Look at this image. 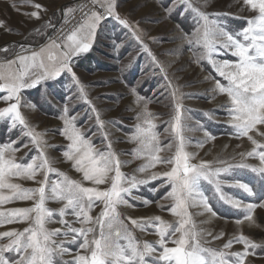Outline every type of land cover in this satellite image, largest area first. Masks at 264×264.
<instances>
[{
	"label": "snow or ice",
	"instance_id": "6c2138e0",
	"mask_svg": "<svg viewBox=\"0 0 264 264\" xmlns=\"http://www.w3.org/2000/svg\"><path fill=\"white\" fill-rule=\"evenodd\" d=\"M27 2L31 4V0ZM91 2L94 8L84 13L81 21L70 31L65 32L61 27L60 34L56 38H49V42L39 50L23 54L28 53V49L20 45L23 52L17 53L14 59H0V93H4L0 95V100L6 104L0 108V122H7L9 131L19 128L21 136L29 138L36 152L30 159L18 161L15 153L19 148L14 147L17 141L0 144V205L14 200L33 202L30 207L0 211V225L28 223V227L23 230L0 232V241L7 240V243L0 242V264H246V258L264 245L240 234L229 239L222 248L208 247L206 236L212 234L198 228L190 209L200 210L195 215L210 214L216 217L217 213L210 203L216 199L243 213L242 217L235 220L237 225H241L243 221L252 222L254 211L264 207V142L251 134L255 132L264 138V131L258 128L264 125V0H243L244 5L255 15L247 18V26L238 32L228 30L212 18L219 16V13L209 14L203 10L207 0H170L172 6L165 7L169 15L177 8H182L184 12L195 16L196 26L191 34L185 33L184 38L190 49L200 50L198 55L194 51L196 62L207 60L217 75L226 81L223 83L216 79L213 91L228 98L222 107L229 116L227 123L234 129L233 135L237 139L246 137L252 145L250 150L238 153L240 160L236 163L222 158L193 162L196 153L187 150L192 141L185 132L204 131V139L196 142L197 147H203L214 137L200 125H188L185 115L188 110L183 108L179 88L168 80L164 67L143 44L138 29L120 16L115 0ZM31 6L37 10L43 8L40 4ZM74 11L71 7L67 8L64 17L67 18ZM29 15L35 19L41 18L39 11ZM108 17L128 29L140 41L142 50L159 66L168 81L167 87L172 89V114L169 121L165 122L169 142L161 143V133L154 123L158 117L148 110L149 101L137 96L136 102H143V107L135 117L137 123L129 142L137 145L132 150L133 157L145 160L134 172L149 174L143 178L126 174L121 168L128 162L119 160L108 141V134L103 133L105 141H108L106 149H98L77 127L76 117L69 115V108L65 106L59 117L64 124L61 134L70 143L63 156L82 174V181L92 185L85 186L82 181L74 180L52 167L54 162L43 147L46 144L42 139L44 134L36 132L21 112L22 107H34L22 104V92L66 72L77 86L79 98L87 100L84 86L72 70V58L89 51L99 25ZM46 26L55 28L50 20ZM120 47L114 44L116 50ZM2 51L7 52V47ZM221 52L231 53L237 59H216ZM131 91L136 95L134 88ZM96 119L103 129L104 121L99 119L98 114ZM21 147H28V144H22ZM165 151L172 154L162 156L161 153ZM235 158L233 156L231 159ZM248 158L257 159L258 164L247 163ZM157 165H166L168 170L150 171ZM237 169L248 170L259 177L261 190L257 192L255 185L237 177ZM50 173H55L57 179H50ZM40 174H43V179L37 181L36 177ZM13 178L32 180L39 186L24 188L12 182ZM153 181H160V187L165 189L163 199L171 201L167 210L176 218L174 223L160 216L133 219L121 213V206H134L130 199H142L134 196V190ZM204 182L210 188L206 189ZM225 188L237 189L252 198V201L236 198ZM4 189L9 190L8 195L4 194ZM208 191L211 195L206 194ZM50 200L62 206L50 209L47 207ZM256 200L259 202H254ZM142 202L145 206L151 203L146 199ZM96 207L101 210L93 216L91 213ZM69 215L73 217L72 220L66 219ZM49 223H59L61 228L49 229ZM74 224L80 226L74 227ZM134 230H152L157 240L140 241L134 235ZM222 236L223 233H220L212 239ZM233 243L242 244L243 251H229ZM66 244L77 245L71 261L62 259L72 254Z\"/></svg>",
	"mask_w": 264,
	"mask_h": 264
},
{
	"label": "rangeland",
	"instance_id": "374dc122",
	"mask_svg": "<svg viewBox=\"0 0 264 264\" xmlns=\"http://www.w3.org/2000/svg\"><path fill=\"white\" fill-rule=\"evenodd\" d=\"M117 11L134 28L138 29V35L144 45H147L151 53L159 61L167 73L168 80L172 85L179 88L182 94L183 108L188 110L185 115L190 127L202 126L214 139H209L203 147H197L196 142L204 139V131H186L185 135L191 138V145L188 151L196 153L194 163L201 160L214 161L217 158L228 159L231 163L240 160L238 153L246 152L252 145L246 137L237 139L234 129L227 123L229 116L222 105L227 103V96L213 91L216 79L219 77L207 60L196 62L199 49L192 50L188 45L184 34H191L196 26L195 16L186 13L182 8H177L169 15L165 7H171L170 0H115ZM34 4L43 6L41 10L35 9ZM71 0H0V59H14L13 55L22 53L20 45L28 49L39 50V45L44 36L51 29L46 26L47 21L53 25L61 16V9L71 7ZM209 14L219 13L217 19L222 25L232 32H238L247 26V18L255 15L243 3V0H207V6L203 8ZM39 11L40 19L32 18L29 14ZM63 11V10H62ZM39 29L40 31H36ZM114 44L121 47L116 50ZM7 47L8 51H2ZM194 51L197 55H194ZM24 54V53H23ZM218 60L234 61L237 58L231 53L221 52L215 57ZM72 70L80 83L84 86L87 100L81 99L77 86L72 81L69 73H62L59 77L43 81L40 85L23 90L22 104H31L34 107H22L21 112L26 117L30 126L38 133H43V146L47 156L54 162L52 167L68 177L82 181V174L77 172L71 161H67L63 152L67 150L70 143L62 134L64 124L59 119L65 106L69 108V115L76 117L77 127L90 138L93 144L101 150H105L108 141L111 142L112 150L118 155L119 160L128 162L121 171L126 174H135L143 178L149 173H135L144 159L134 158L132 150L136 144L129 142L130 135L135 131V119L137 113L142 110L143 102L138 104L136 97H144L148 103V110L158 117L154 120L157 131L161 133L162 144L169 142L165 133L167 121H169L173 109L171 97L172 89L167 87L168 81L161 73L159 66L152 58L142 50L140 41L136 40L131 32L119 25L115 20L108 17L101 22L97 29L92 47L86 53H81L72 58ZM136 95H133L132 89ZM4 93H0L3 95ZM90 101V103H89ZM6 104L0 100V108ZM93 108L95 111H93ZM99 119L104 121L103 129L97 123ZM264 131V125L258 126ZM108 134V141H105L103 133ZM257 140H262L255 132L251 133ZM19 137V140L17 139ZM9 141H17L14 147L19 148L15 153L18 161L30 159L36 155L33 145L29 143L28 137H22L20 129L15 128L9 131L7 122H0V144ZM28 144V147H21ZM172 153L165 151L162 156H170ZM235 156V160L231 158ZM247 163L256 165L258 160L248 158ZM168 166L157 165L150 171H167ZM50 179H57L55 173H50ZM235 175L243 182H249L256 186L257 192L260 189L259 177L248 170L237 169ZM43 174L36 177L42 180ZM12 182L21 184L24 188H34L39 185L32 180L13 178ZM85 186H92L90 182L82 181ZM205 188H210L204 182ZM101 187H105L101 185ZM5 195L9 190H2ZM236 198L245 199L246 202L252 198L241 193L237 189L225 188ZM165 189L160 187V181H153L147 185L140 186L134 190V196L142 199H130L133 207L121 206L120 211L124 217L133 219L141 217L160 216L166 221L175 222L176 218L167 210L171 201L163 199ZM211 195V192H206ZM143 199L151 201L148 205L143 204ZM254 202H259L258 200ZM32 201H19L0 205V211L13 208H24L32 206ZM210 203L217 213L216 217L210 214L195 215L199 209H190L194 214V220L198 228L211 232L206 236L209 243L206 245L212 248H222L229 239L243 234L253 242L264 245V207H258L253 213V221H243L237 225L235 220L242 217L243 213L232 209L223 202L212 199ZM61 203L48 201L47 207L59 209ZM161 206H164L163 208ZM101 208L96 207L92 215L96 216ZM66 219L72 220V216ZM127 222V221H126ZM79 227V224H74ZM28 227L27 222H13L0 225V232L12 229L23 230ZM49 229L61 228L59 223H49ZM129 227H131L129 223ZM223 233L220 239H212ZM134 235L140 241L155 242L157 236L154 231L141 232L134 230ZM58 239H64L59 237ZM67 239H71L68 237ZM7 243V240L0 241ZM72 254L63 256L64 261H71L75 254L77 245L66 244ZM169 246H172L169 244ZM243 245L233 243L229 251H243ZM246 264H264V246L255 250L246 258Z\"/></svg>",
	"mask_w": 264,
	"mask_h": 264
},
{
	"label": "built area",
	"instance_id": "2783aa9c",
	"mask_svg": "<svg viewBox=\"0 0 264 264\" xmlns=\"http://www.w3.org/2000/svg\"><path fill=\"white\" fill-rule=\"evenodd\" d=\"M71 8L75 9V11L64 17L63 7L61 9V16H59L57 22L55 23V28H51L46 35L44 36V40L41 42L39 47L49 42V38H56L60 34V29L63 27V31H70L74 25L81 21L84 13L89 12L94 8L91 0H71ZM63 10V11H62Z\"/></svg>",
	"mask_w": 264,
	"mask_h": 264
},
{
	"label": "crops",
	"instance_id": "0c3cea01",
	"mask_svg": "<svg viewBox=\"0 0 264 264\" xmlns=\"http://www.w3.org/2000/svg\"><path fill=\"white\" fill-rule=\"evenodd\" d=\"M46 44H47V43H46ZM44 45H45V44H44ZM44 45H43V46H44ZM41 47H42V46H41ZM24 54H29V53H24ZM15 55H16V54H15ZM15 55H13L12 57H14ZM14 58H15V57H14Z\"/></svg>",
	"mask_w": 264,
	"mask_h": 264
}]
</instances>
